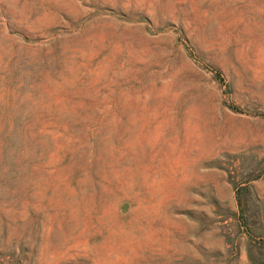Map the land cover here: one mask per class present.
<instances>
[{"label":"rangeland","instance_id":"374dc122","mask_svg":"<svg viewBox=\"0 0 264 264\" xmlns=\"http://www.w3.org/2000/svg\"><path fill=\"white\" fill-rule=\"evenodd\" d=\"M0 264H264V0H0Z\"/></svg>","mask_w":264,"mask_h":264}]
</instances>
